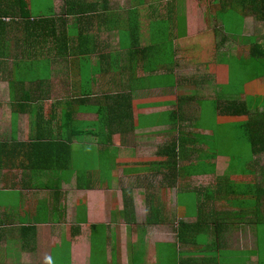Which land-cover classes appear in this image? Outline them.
Returning <instances> with one entry per match:
<instances>
[{
    "label": "crops",
    "instance_id": "0c3cea01",
    "mask_svg": "<svg viewBox=\"0 0 264 264\" xmlns=\"http://www.w3.org/2000/svg\"><path fill=\"white\" fill-rule=\"evenodd\" d=\"M23 2L0 26V264H264V154H227L253 138L234 106L264 112V0Z\"/></svg>",
    "mask_w": 264,
    "mask_h": 264
},
{
    "label": "trees",
    "instance_id": "16d2710c",
    "mask_svg": "<svg viewBox=\"0 0 264 264\" xmlns=\"http://www.w3.org/2000/svg\"><path fill=\"white\" fill-rule=\"evenodd\" d=\"M20 2V3H19ZM23 0H0V26L3 25L2 20L10 17L12 21L20 19V14L17 12L19 4L23 5ZM3 6V10H2ZM1 12L4 16L1 15ZM27 30H32L34 22L30 21V13L27 12L22 18ZM231 106H234L231 104ZM233 115H244L247 119L243 122L245 134L253 136L250 146L253 149V154L256 156L264 154V112L251 114L243 105L234 106L233 111L229 112Z\"/></svg>",
    "mask_w": 264,
    "mask_h": 264
},
{
    "label": "rangeland",
    "instance_id": "374dc122",
    "mask_svg": "<svg viewBox=\"0 0 264 264\" xmlns=\"http://www.w3.org/2000/svg\"><path fill=\"white\" fill-rule=\"evenodd\" d=\"M228 147V146H227ZM250 144H248L247 142H241L239 145H234L233 148L229 147V152L227 154L230 153V151H232V149H234V153H237L241 156H247L250 154ZM261 162H264V158L261 157ZM71 163V161H70ZM78 163L81 164L82 162L80 160H78ZM189 209H191V207H188V209L186 208V211H188ZM160 249V248H157ZM171 250H173L174 252V247L171 248ZM175 253V252H174ZM141 259V256H139ZM161 261V257L158 258V263H160ZM163 264H173V262H168L167 260L162 262Z\"/></svg>",
    "mask_w": 264,
    "mask_h": 264
}]
</instances>
